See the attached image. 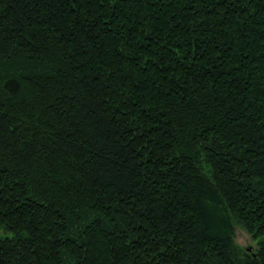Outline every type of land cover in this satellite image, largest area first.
I'll return each instance as SVG.
<instances>
[{
  "label": "trees",
  "instance_id": "trees-1",
  "mask_svg": "<svg viewBox=\"0 0 264 264\" xmlns=\"http://www.w3.org/2000/svg\"><path fill=\"white\" fill-rule=\"evenodd\" d=\"M0 232V264H264V0H0Z\"/></svg>",
  "mask_w": 264,
  "mask_h": 264
},
{
  "label": "rangeland",
  "instance_id": "rangeland-1",
  "mask_svg": "<svg viewBox=\"0 0 264 264\" xmlns=\"http://www.w3.org/2000/svg\"><path fill=\"white\" fill-rule=\"evenodd\" d=\"M233 234H234V243L240 248L246 249V251L250 250V252H252L256 248L255 242L241 227L234 226Z\"/></svg>",
  "mask_w": 264,
  "mask_h": 264
},
{
  "label": "water",
  "instance_id": "water-1",
  "mask_svg": "<svg viewBox=\"0 0 264 264\" xmlns=\"http://www.w3.org/2000/svg\"><path fill=\"white\" fill-rule=\"evenodd\" d=\"M247 252H250V250H247Z\"/></svg>",
  "mask_w": 264,
  "mask_h": 264
}]
</instances>
